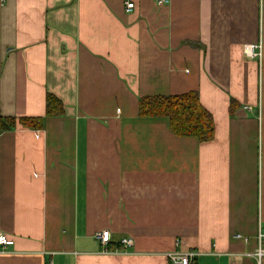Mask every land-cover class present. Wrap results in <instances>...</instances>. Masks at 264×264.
<instances>
[{
    "label": "crops",
    "instance_id": "1",
    "mask_svg": "<svg viewBox=\"0 0 264 264\" xmlns=\"http://www.w3.org/2000/svg\"><path fill=\"white\" fill-rule=\"evenodd\" d=\"M164 1L0 0V116L43 119L0 134V234L13 242L0 264H169L185 252L256 264L264 0ZM191 91L213 118L209 142L138 116L140 98ZM47 94L62 116L45 117Z\"/></svg>",
    "mask_w": 264,
    "mask_h": 264
},
{
    "label": "trees",
    "instance_id": "2",
    "mask_svg": "<svg viewBox=\"0 0 264 264\" xmlns=\"http://www.w3.org/2000/svg\"><path fill=\"white\" fill-rule=\"evenodd\" d=\"M233 101H230V111ZM63 115V105L51 94L46 95L45 117L55 118ZM138 116L145 119H165L171 133L180 138H192L199 142L213 139L214 123L211 114L205 110L196 92L175 96L143 97L138 100ZM43 119L0 116V134L20 125L30 129H40ZM170 264V263H169Z\"/></svg>",
    "mask_w": 264,
    "mask_h": 264
},
{
    "label": "built area",
    "instance_id": "3",
    "mask_svg": "<svg viewBox=\"0 0 264 264\" xmlns=\"http://www.w3.org/2000/svg\"><path fill=\"white\" fill-rule=\"evenodd\" d=\"M164 0H156L157 5L163 4ZM133 9L132 3H126L125 4V12H130ZM254 47H246L244 49L246 55H252L253 54ZM236 239L242 240L243 242H247L246 238H243L241 236H235ZM97 239L101 243L103 247L107 246L110 242V233L108 231H103L97 235ZM13 244L12 241L7 240L6 237L2 236L0 234V247L6 248ZM121 244L124 246V248H128L132 246V240L131 239H124L122 240ZM256 264H260L261 261L264 259V227L258 228L257 235H256V248L252 254L249 255ZM197 254L193 252H185V253H174L168 255V260L170 264H196ZM47 264H55L53 261H49Z\"/></svg>",
    "mask_w": 264,
    "mask_h": 264
}]
</instances>
